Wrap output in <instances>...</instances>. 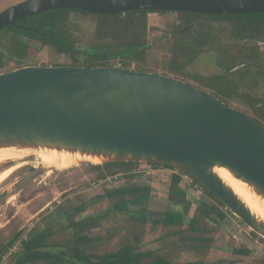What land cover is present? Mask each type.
Wrapping results in <instances>:
<instances>
[{
	"label": "water",
	"instance_id": "obj_1",
	"mask_svg": "<svg viewBox=\"0 0 264 264\" xmlns=\"http://www.w3.org/2000/svg\"><path fill=\"white\" fill-rule=\"evenodd\" d=\"M65 8L97 14H247L264 12V0H25L0 12V29ZM1 148L78 154L72 166L134 161L175 167L216 194L264 238V219L215 171L227 169L264 201V128L242 110L179 78L68 64L0 72ZM47 168L35 166L22 176L11 194L0 196V208Z\"/></svg>",
	"mask_w": 264,
	"mask_h": 264
},
{
	"label": "trees",
	"instance_id": "obj_2",
	"mask_svg": "<svg viewBox=\"0 0 264 264\" xmlns=\"http://www.w3.org/2000/svg\"><path fill=\"white\" fill-rule=\"evenodd\" d=\"M91 15L97 24L96 43L81 46L78 43L71 13ZM177 14L178 22L166 33L169 43L172 63L165 68L162 74L174 72L176 75L186 74V67L199 55L206 51L216 50L220 56L218 63L226 70L224 73L204 76L194 74L200 82V89L209 91L216 97L228 104L233 100L248 107L249 111L243 110L261 127L264 128V98L243 90L231 77L234 73H240L245 77L249 73V65L255 67L257 76H264V56L261 55L258 42L264 39V12L247 14H202L187 11L168 10H130L116 14H97L83 11L77 8L52 9L37 13L17 21L0 29V72H3L10 62L16 63V68L26 65L27 56L34 43L41 46H50L56 53L68 56L71 61L68 65L85 67H131L140 72H148L143 65H136L135 60L144 58L148 51V19L149 13ZM205 19L208 23L216 22L227 26V32L234 40L230 43L217 44L216 39H209L208 31L201 30L200 36L193 34V29ZM200 24V23H199ZM212 24V23H211ZM251 41L253 43H251ZM120 57L121 63L113 62L114 58ZM241 63V64H240ZM240 64V65H239ZM61 65V64H56ZM188 74V73H187ZM140 162L114 161L92 165L97 169L101 178L114 176L120 172L132 171ZM155 167L163 166L177 170L170 177L168 198L172 204L181 208V211H165L163 216L153 218L154 223H163L167 226H182L184 217L190 214L192 202L187 197V191L183 188V175H189L175 167L150 163ZM32 169V168H31ZM134 174H128L127 178H133ZM190 176V175H189ZM192 177V176H191ZM191 188L203 189V197L198 200L189 223L181 231L186 233L180 240L186 239L195 242L192 248H209L211 240L203 237L201 232L207 230L211 223L220 224L227 218L226 204L207 187L193 178ZM152 187L137 183H124L106 190L105 195L112 202L110 211L126 213L132 218L146 221L148 214L143 211H134L131 205H139L145 199H149ZM100 197H104L101 195ZM213 198L215 201H211ZM97 199L93 198L83 205L72 210L60 207L59 219L67 222L68 228H72L76 234L74 240L49 243L52 236V228L49 227L29 231L26 237L20 240V249L13 253L14 264H204L203 260L176 263L174 256L156 250H142L132 242L123 243L117 249L102 253H87L82 247V242L90 241L84 232L100 225L106 214H96L77 219V214L85 210V206L93 204ZM150 213V212H149ZM244 222V221H242ZM245 223V222H244ZM255 237L264 241V238L254 231ZM136 239L137 236H136ZM15 242L11 238L1 249H10ZM207 243L205 245L204 243ZM71 251L70 253L68 252ZM238 252L249 254L250 249H237ZM264 264V256L260 259Z\"/></svg>",
	"mask_w": 264,
	"mask_h": 264
},
{
	"label": "rangeland",
	"instance_id": "obj_3",
	"mask_svg": "<svg viewBox=\"0 0 264 264\" xmlns=\"http://www.w3.org/2000/svg\"><path fill=\"white\" fill-rule=\"evenodd\" d=\"M25 0H0V12L6 8ZM177 14L149 13L148 37L151 44L144 58L135 60L136 65H143L148 72H164L172 63L169 43L163 36L166 35L178 22ZM73 31L79 45L88 46L96 43L97 24L91 15L71 13ZM200 23V24H199ZM193 34L200 36L201 30L208 31L209 39H216L217 44L233 42L227 26L224 24L201 19ZM168 35V34H167ZM166 35V36H167ZM251 43H253L251 41ZM261 55L264 56V39L258 42ZM219 55L216 50H210L199 55L186 67V74L176 75L174 72H166L173 76L200 87V82L193 76L200 74L210 76L226 72L225 68L218 63ZM71 59L56 53L50 46H41L34 43L27 56L26 65H56L68 64ZM116 64L121 63V58L113 59ZM241 64V63H240ZM239 64V65H240ZM15 62H10L6 70L16 68ZM237 67L234 72L238 69ZM131 69H133L131 67ZM249 73L241 77L240 73L229 76L243 90L257 94L264 98V76H257L255 67L249 65ZM209 91L208 88H205ZM240 110H248V107L238 103L236 100L230 104ZM244 112V111H243ZM17 157L0 159V173L6 172L4 179H0V196L11 194L17 182L31 168L44 166L42 157L36 154H22ZM101 162H90L85 164L71 165L64 168H47V171L36 177L20 192L9 197L3 207L0 208V249L15 237V242L10 249L2 252L0 264H14L13 253L20 249V240L26 237L30 230H41L52 228L53 234L49 243L74 240L76 234L72 228H68L67 222L59 219L57 214L60 207L72 210L83 205L89 200L96 198L93 204L85 206L82 213L77 214V219L100 213L106 214L100 225L84 232L90 241L82 242L81 247L87 253H102L117 249L123 243H135L142 250H156L169 253L174 256L176 263L203 260L204 264H261L260 259L264 256V241L251 234L253 231L246 223L237 217L229 208H225L227 218L220 224L211 223L207 230L201 232L203 237L211 240L209 248H192L195 242L182 239L186 233L181 231L189 223L198 200L203 197V189H192L189 179L183 175L182 185L187 191V197L192 202L190 214L184 217L182 226H167L163 223H154L153 217L148 215L146 221L132 218L126 213H115L110 211L112 202L105 195L106 190L124 183H137L152 187L149 199H145L139 205H131L134 211L163 213L165 211H181V208L172 204L168 198L171 175L177 170L163 166H143L138 164L132 171L120 172L114 176L101 178L97 169L92 165ZM67 166V165H65ZM143 166L142 171H137ZM60 167V166H58ZM128 174H134L133 178H127ZM246 184V183H243ZM104 195V197H100ZM211 201H215L210 198ZM136 236L138 239H136ZM207 245V243H204ZM237 249H250L249 254L238 252ZM71 251H69L70 253ZM44 264V263H43Z\"/></svg>",
	"mask_w": 264,
	"mask_h": 264
},
{
	"label": "bare ground",
	"instance_id": "obj_4",
	"mask_svg": "<svg viewBox=\"0 0 264 264\" xmlns=\"http://www.w3.org/2000/svg\"><path fill=\"white\" fill-rule=\"evenodd\" d=\"M21 152L23 155L26 153L29 155H40L42 157V163L52 168L69 167L76 159L80 158L78 154L58 152L56 150H21L15 148H1L0 159L21 156ZM215 171L223 179V181L230 185L236 194H238V196L246 202L253 212L264 219V201L252 192L247 184H243L245 182L232 176V174L225 168H217ZM6 173L7 171L0 173L1 180L4 179Z\"/></svg>",
	"mask_w": 264,
	"mask_h": 264
},
{
	"label": "built area",
	"instance_id": "obj_5",
	"mask_svg": "<svg viewBox=\"0 0 264 264\" xmlns=\"http://www.w3.org/2000/svg\"><path fill=\"white\" fill-rule=\"evenodd\" d=\"M141 164H143V166H144V165H145V166L150 165V163H141ZM143 166H142L140 169H137V171H142V170H144L146 167L143 168ZM185 177L189 179V184H191V183L193 182V179H192L191 176H189V175H185Z\"/></svg>",
	"mask_w": 264,
	"mask_h": 264
},
{
	"label": "flooded vegetation",
	"instance_id": "obj_6",
	"mask_svg": "<svg viewBox=\"0 0 264 264\" xmlns=\"http://www.w3.org/2000/svg\"><path fill=\"white\" fill-rule=\"evenodd\" d=\"M140 164H141V162H140ZM140 164H139V165H140ZM150 165H151V164H150ZM30 170H31V169H30ZM148 215H149V213H148ZM74 237H75V236H73V239H74ZM68 252H69V250H68ZM1 255H2V253L0 254V256H1ZM0 260H1V257H0Z\"/></svg>",
	"mask_w": 264,
	"mask_h": 264
}]
</instances>
